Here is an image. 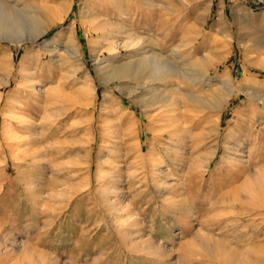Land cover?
Instances as JSON below:
<instances>
[{"label":"rangeland","instance_id":"rangeland-1","mask_svg":"<svg viewBox=\"0 0 264 264\" xmlns=\"http://www.w3.org/2000/svg\"><path fill=\"white\" fill-rule=\"evenodd\" d=\"M2 3L56 20L20 45L0 35V264H35L32 247L53 264H264V0ZM56 3L58 19L42 11ZM131 37L139 44L124 47ZM51 40L76 55L46 52ZM152 52L192 64L211 85L107 83L95 68L96 57L117 65ZM244 179L255 182L239 200L222 196ZM209 221L231 247L223 260L198 239Z\"/></svg>","mask_w":264,"mask_h":264},{"label":"bare ground","instance_id":"bare-ground-1","mask_svg":"<svg viewBox=\"0 0 264 264\" xmlns=\"http://www.w3.org/2000/svg\"><path fill=\"white\" fill-rule=\"evenodd\" d=\"M62 10H64V6H62L60 3L43 6V9H42L43 12L48 13V14H52L57 19L59 18L60 12ZM27 11L29 13H25L23 11H20L19 9H16V7L13 9L9 8V7L6 8V6H4L3 3L0 4V35H2L3 39L9 41L10 43H13V44L16 43V44L20 45L23 42L35 40L36 38L40 37L41 35L46 33L52 27V25L55 23L56 19L47 20V21L40 20L35 14H33V12L35 11L34 8L28 7ZM37 11H39V10L37 9ZM69 28H71V27H69ZM62 35L65 36L66 35L65 32ZM70 35L71 34L69 32V36ZM67 36H68V34H67ZM132 43L133 44H139V39L131 37V39H129L128 41L123 43V46L124 47L131 46ZM42 46H43V44H42ZM46 46H52L50 49L46 48L45 49V50H47L46 52L53 51V50L55 51V50L59 49V50H61V52H63V54L69 60H72L73 56L76 55L75 54L76 52L73 51L74 49L72 50V48L69 47L64 42H58V41L51 40L46 44ZM140 51H142V49H140ZM142 53H144V52H142ZM6 56L7 55H5L4 58H6ZM2 60H4V59L2 58ZM6 62L9 63V61H6ZM2 65H3V63H2ZM174 65L172 64L171 61L167 60V58H164L160 53H155V52H152L151 54H147V55L145 53L144 56H141L135 60L133 59L132 61L119 63L117 65L114 64V62H112L110 60L109 61L108 60H101L99 57L95 58L96 71H97L98 75L101 77V79L106 80V82H107V80H109V78L111 81L112 76H113V78H115L117 76L116 77L117 79H122L123 77L132 76L133 78H142V79L148 80L150 82L165 79L167 77H175L177 79L181 78V79L190 81L191 83L199 84V85L206 86V87H209L211 85V81H212L211 79L212 78L208 75V73L198 71L197 69L194 68V66L192 64L184 62V63H181L180 67H176ZM0 67H2L1 63H0ZM0 70H2V69H0ZM208 70H209V68H208ZM217 78H218V81L221 83L220 86L224 90V88H226L225 85L228 84V82H226V80H224L222 78H219V77H217ZM245 82L247 84L246 89H251V88L253 89L255 87V86L253 87V85L252 86L249 85L250 82H252V80L248 79ZM223 84H225V85H223ZM231 84H233V83L231 82ZM176 86L177 87L173 88L172 91L175 94L181 93L179 85H176ZM253 90H255V89H253ZM259 90H258V92H259ZM231 93H232L231 89H228V91H225V92L221 91L220 95L215 96L214 102H210L211 107L213 109H218L220 107V105L225 101V98L229 97L231 95ZM185 95L193 101H199L198 96H196V94H194L193 92L185 91ZM257 97L264 104V95H258ZM165 101H167V99H165ZM252 159L250 158V160L248 161L247 164H241V166L239 167V170H237L239 172H234V173L230 174L231 176L228 177V180H225L226 183L230 182L229 184H232L234 181H236L238 179V176H240V173L241 174H243L242 172L246 173L248 171V168L255 165L254 164L255 160H252ZM198 165H199L198 163L192 164V166L194 168H196ZM253 182H255V180L249 181V183H248L244 179V181L240 184V186L235 185V187H233V188L231 187L232 189L231 188H230V190L228 189L229 191L225 190V192L223 193L222 196H228V197L231 196L229 198H232L233 201L239 200L241 198L240 197V191H239L240 187H242V189H244L245 191H250L251 188L253 187L252 186ZM224 184H225V182H224ZM221 185H220V187H221ZM232 203H234V202H232ZM132 222L135 223L136 220L135 221L133 220ZM219 222H221V221H219ZM202 223H204V222H202ZM131 224H133V223H131ZM219 225H220V223H217L216 221L215 222L209 221L207 223V225H205V230H206V231H204L205 234L201 235L198 239H200V243L202 244V247L207 252V254H209L212 257H217V259H219V260H223L224 258H227L232 253V251L230 250L231 247L229 248L228 245L224 246L225 243L222 239L213 237V235H212V233L214 232L213 230L215 229V227H217ZM84 238H85L84 236L79 235L78 241H83ZM193 238L196 239L197 235H194ZM41 240L43 241L44 239L39 238L38 242H40V244L43 247V244H45V243L42 244ZM90 244H91V242H90ZM47 245H48V243H47ZM46 247L47 246H45V248ZM78 247H79V244H76V248H78ZM31 249H32V251H31ZM31 249H30V251L28 250L27 252L26 251L25 252L26 253L32 252L30 254L35 255V254H33V251H34V253L37 254L36 256L38 259L34 262L35 264H53L52 259L50 258V254H48L47 252H45L41 248L32 247ZM88 252H90V251H88ZM234 254H235V251H234ZM25 257H26V255H25ZM30 257H31V255H30ZM31 260H32V258H31ZM28 261H29V259H28ZM75 261H77V260L73 259V260H70V262L66 263V264H77ZM260 261H261V259L257 258L256 263H258ZM59 264H61V263H59ZM254 264H255V262H254Z\"/></svg>","mask_w":264,"mask_h":264}]
</instances>
